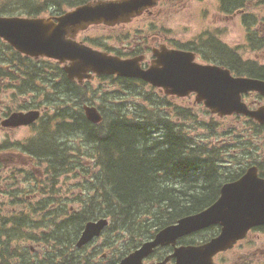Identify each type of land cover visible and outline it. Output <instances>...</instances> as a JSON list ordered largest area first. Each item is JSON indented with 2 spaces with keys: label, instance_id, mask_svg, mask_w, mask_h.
I'll use <instances>...</instances> for the list:
<instances>
[{
  "label": "trees",
  "instance_id": "trees-1",
  "mask_svg": "<svg viewBox=\"0 0 264 264\" xmlns=\"http://www.w3.org/2000/svg\"><path fill=\"white\" fill-rule=\"evenodd\" d=\"M89 1L92 0H0V16L38 17L48 11L49 15H59ZM253 1L219 0L220 10L226 14L242 12ZM241 16L249 47L263 48L264 38H259L256 32L249 29L254 18L248 13H242ZM87 42L118 56L124 55L101 43ZM197 42L175 46L199 51L204 60L214 59L218 65L229 69L236 76L264 81V65L253 60H243L234 49L222 44L213 35L200 36ZM141 50L137 48L134 52ZM38 63L46 64L47 69ZM3 64L9 65L15 75L19 76L14 79L23 86L20 90L17 87L21 94H46L43 89L47 88L50 89L49 99L52 96L48 105H60L53 115L44 114L32 126L35 131L33 137L26 143L15 144V151L32 161V167L41 169L43 164L46 167L38 175L29 172L33 181L46 177L48 184H53L60 175L73 167L83 175L87 171L80 160L70 158L68 150L77 151L66 140L67 137L80 136L90 146L89 155L92 156L97 172L91 176L90 187H86L84 207L76 213H67L66 208L60 207V216L56 211L54 217L62 216L63 219L57 221L55 218L52 230L48 235L43 234L44 241L49 239V243L60 248L58 251L61 252L64 264H69L77 254L75 243L87 222L106 218L110 220L109 231L129 232L125 241L123 237L124 243L119 244L120 250L117 249L111 257V264H115L163 227L210 205L217 194L216 186L222 183L220 177L233 180L250 163L259 164L252 159L241 165L239 172L230 171L216 148L206 147L204 143L189 136L183 123L188 117L187 111L178 108L174 110L176 120L158 116L155 112L145 113L141 109L128 118L119 107L112 109L114 114L109 116L104 108H98L103 121L93 125L86 120L82 111V105L87 103L85 97L94 94L87 83L79 85L70 82L57 63L24 57L0 40V65ZM5 74L8 76L2 71L0 77ZM113 80L122 85L134 83L131 79ZM58 92L65 96L63 100L67 99L61 104H58L60 101L53 102ZM30 103L31 107L38 108L33 98ZM9 147L12 148L6 142L0 145V150ZM35 182L44 183L40 180ZM24 224L25 219L15 217V231L1 233L5 237L2 248L8 254V240L12 236L21 235ZM107 230L108 227L104 231ZM200 238L195 239L202 242Z\"/></svg>",
  "mask_w": 264,
  "mask_h": 264
},
{
  "label": "rangeland",
  "instance_id": "rangeland-1",
  "mask_svg": "<svg viewBox=\"0 0 264 264\" xmlns=\"http://www.w3.org/2000/svg\"><path fill=\"white\" fill-rule=\"evenodd\" d=\"M244 11L226 14L220 10L219 0H163L151 12V15L144 14L124 27L116 29L89 26L77 37V40H90L102 43L106 47L121 49V43L133 45L139 43L138 39L143 36H148L149 39V35H159L167 43L170 40V46H172L185 45L190 41H195L204 33H209L216 36L224 45L234 49L243 60H253L264 65V47L260 49L249 47L247 32L241 16L242 13L250 14L254 22L252 21L249 28L263 38L264 0H254ZM49 14L50 11L42 16L47 17ZM201 59L197 55L198 63H203ZM38 65L43 68L47 66L43 63H38ZM13 84L19 87V90L23 89L16 79L6 74L0 77V114L5 111L6 107L16 110L24 103L29 104L32 98L38 104L41 115H53L56 108L60 106L48 105L52 98L51 96L49 99L50 89H43L46 94H21L18 89L13 90L12 86L10 87ZM122 84L111 78L93 77L87 85L90 90H94V94L85 97V101L97 108H104L109 116L114 114L112 109L119 107L125 111L128 118L134 116L136 110L141 109L145 113L155 112L158 116L176 120L174 110L176 108L181 111L185 110L188 117L183 123L187 127L189 136L204 143L206 147L216 148L220 157L223 158V163H226V168L230 171L239 172L241 165L247 164L252 159L264 165V130L254 131L246 118L219 117L211 114L195 101L193 95L186 98L164 99L162 93L149 86L134 83ZM64 97L58 92L53 102L60 101L58 104H61L67 100H63ZM253 99L255 96L249 94L244 97L243 101L250 104ZM153 102L156 103L153 104ZM71 105L74 106V104ZM34 135L35 131L28 127H19L14 130L0 128V145L7 142L9 145L13 144L12 149H15L17 142L26 143ZM66 141L77 151L68 150L70 158L80 160L87 172L82 175L76 167H73L70 171L60 175L53 184H48L46 177L34 178L35 181H44L43 184L36 183L29 173L40 174L41 169H46L44 164L40 169L38 166V168L30 167V165L27 167V163L16 161L17 159L13 163L1 161L4 159L3 156L8 154L6 150H13L10 147L0 150V220L2 218L12 221L17 216L25 219L21 235L11 238L14 239L12 246L17 247L19 252H22V247H25L28 252L29 248L34 249L31 256L35 259L37 251H40L39 260H42L44 255L51 257L59 253L60 248L48 245L50 240L44 241L43 234L52 230L55 218L57 221L63 219L62 216L54 217L56 211L60 216L61 208H66L67 213H76L84 207L86 187H90L91 176L97 172L91 159L92 156L89 155L91 153L89 144L84 142L80 136L67 137ZM6 227H9V224ZM107 227L108 230L104 231L101 237H97L86 247L77 250V254L69 264L73 262L74 264H100L111 258L119 249V244L129 236V232L124 230L113 232L109 231L110 225ZM2 232H0L1 249L5 241ZM193 238H200L203 241L206 239L205 235L201 234L189 239ZM6 258L8 259L7 256ZM57 258L60 259L59 257L53 259ZM219 258L229 263L233 260H242L244 264H264V231L258 230L250 233L232 251Z\"/></svg>",
  "mask_w": 264,
  "mask_h": 264
},
{
  "label": "water",
  "instance_id": "water-1",
  "mask_svg": "<svg viewBox=\"0 0 264 264\" xmlns=\"http://www.w3.org/2000/svg\"><path fill=\"white\" fill-rule=\"evenodd\" d=\"M159 0L95 1L76 7L57 17H0V39L18 53L30 58H47L62 64L69 80L90 79L92 75L139 79L158 88L165 95L177 98L195 95V101L219 117L241 115L264 125V106L255 110L242 101V95L255 92L264 97V81L235 77L223 67L195 62L191 52L153 49V60L146 69L140 67L143 57L120 59L94 50L74 40L89 25L114 26L128 23L145 10L154 8ZM85 118L99 124L102 116L93 106H83ZM39 117L38 111L13 113L2 126H28ZM105 218L87 222L76 242L81 248L100 236L107 226ZM264 225V179L251 166L235 181L225 183L217 200L202 211L183 217L173 225L159 230L152 240L122 258L117 264H143L155 248L171 246L173 252L162 262L167 264H214L212 258L231 249L248 230ZM218 226L219 233L197 246L175 247L178 239Z\"/></svg>",
  "mask_w": 264,
  "mask_h": 264
},
{
  "label": "flooded vegetation",
  "instance_id": "flooded-vegetation-1",
  "mask_svg": "<svg viewBox=\"0 0 264 264\" xmlns=\"http://www.w3.org/2000/svg\"><path fill=\"white\" fill-rule=\"evenodd\" d=\"M145 14L146 15H151V12H146ZM135 19H137V18H135ZM135 19H133V20H135ZM124 26L125 25H122V26L120 25V26H117V27H104V28L116 29V28H120V27H124ZM206 35L208 36L209 33H207ZM149 36H150L149 39H148V36L141 37L140 39H138L139 43H134L133 45L132 44L124 45V43H121L122 44L120 46L121 47V53L122 54L125 53V55H126V56H123V58H131V57H136V56H139V55H143L144 56V60L142 62V68H146L148 63H149V61L152 58L150 56V54H151L153 49H156V48H158L161 45H165L167 48H178L176 46H170L171 41L169 40L168 43H167V41L164 38L160 37L159 35L154 34V35H149ZM260 37L261 36L259 35V38ZM160 38H162V39H160ZM217 40H219V39H217ZM164 41H166V42H164ZM195 43L198 44L197 41ZM112 48H114V47H112ZM137 48H141L142 50L138 51V52H134V50L137 49ZM195 55H196V57L198 55L200 57V59H201V57H203L202 54H200L198 52H195ZM203 63L204 64H215V65H217V62L214 59L209 60V61L203 60ZM2 71L7 73L10 78L14 79L15 77H19L18 75L15 76L14 71L12 69H10L9 65H5V64L0 65V73ZM133 81H134L135 85H139V81H136V80H133ZM10 87L13 88V90L17 89V87L14 84L10 85ZM249 94H253L255 96V99H253V102H251L249 104V106L252 109L257 108V107H259L261 105H264V97H261V96L255 94V93H249ZM245 96H247V94ZM244 97H243V99H244ZM30 104L31 103H29V104L24 103L23 105H21L16 110H14V109H12L10 107H6L5 111H3L0 114V128L3 129V130H14L15 128H6V127L2 126V122L5 121L7 118H9L10 115L13 114V113H26V112L31 111L32 107H31ZM36 122H38V120ZM251 122H252V129L254 131H260V130L264 129V125L257 124V123H255L253 121H251ZM35 123H33L30 126H26V127L32 128V126ZM10 146L12 147L14 145L12 144ZM12 150L13 151H11L10 149L6 150V153H8V154L3 156L4 159H2V160L0 159V160L13 163L17 159L16 161L27 163L28 164L27 167H29V165H30V167H32V161H29L24 154L22 155L21 153L16 152L15 149H12ZM251 165H255V164H251ZM255 166L257 168L258 176L260 178L264 179V165H262L261 163H259V164L256 163ZM238 178L231 180V179H228V178H221L220 177L219 179L222 181V183L219 184L218 186H216L217 194L215 193L216 197H215L214 201L218 198L219 193H220V189L223 186V184L229 183V182H233V181L237 180ZM17 217H20V216H17ZM7 224H9V227H6ZM15 228H16V226L14 225V220L10 221L9 219H2L1 218V220H0V232L5 231V230H13V231H15ZM258 230L259 231H264V225L258 226V227H254V228H251L250 230H248V232L246 233L245 237L242 240L237 241L233 245L232 249L235 248L240 242H243L250 235V233H252L254 231H258ZM218 232H219V227L218 226H211V227H208L207 229H204L201 232H196V233H194V234H192L190 236L180 238L179 240H177L175 246L179 247V246H186V245H192V244L195 245V244H198L199 241L197 242L195 238L189 239L190 237H194L196 235L203 234L206 237V239L204 241H207V240L215 237L218 234ZM13 240L12 239L8 240V244L7 245H8V247H10L9 254L7 252H5L3 249H1V246H0V264H64L63 257L61 255L60 251H58L59 253H56V254L52 255L51 257H47V256L44 255L42 257V260L41 259L39 260L40 251H37V258L35 259V257L33 258L31 256V254H33L32 252H34V249L29 248L28 249L29 252H28L25 247H22V252H19V251H17L18 250L17 247L12 246ZM48 245L53 246V244H51V243H49ZM232 249L227 250L225 252H220V253L216 254L213 257V259H212L213 262L215 264H244V262L242 260H233L231 263H229L225 259H222V258L220 259L219 258V256L224 255L225 253H227L229 251H232ZM172 252H173V247H171V246H166V247H162V248H159V247L155 248L153 253L150 256H148L147 258H145L144 263L145 264H157V263L162 262L163 260H165L166 257L168 255H170ZM4 254L8 257V259L6 258V256ZM54 257L55 258L59 257L60 259L57 258L56 260H54L53 259ZM218 258H219V260L216 261V259H218ZM110 260H111V258H108L105 261H102L100 264H111ZM173 263H174V260L171 259L167 264H173Z\"/></svg>",
  "mask_w": 264,
  "mask_h": 264
}]
</instances>
